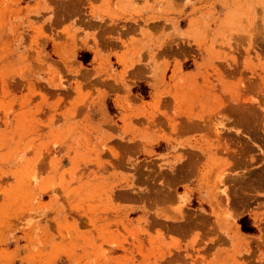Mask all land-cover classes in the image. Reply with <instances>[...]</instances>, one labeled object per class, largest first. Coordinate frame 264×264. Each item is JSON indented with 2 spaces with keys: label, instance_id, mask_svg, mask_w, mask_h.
Here are the masks:
<instances>
[{
  "label": "rangeland",
  "instance_id": "374dc122",
  "mask_svg": "<svg viewBox=\"0 0 264 264\" xmlns=\"http://www.w3.org/2000/svg\"><path fill=\"white\" fill-rule=\"evenodd\" d=\"M163 3L0 0V264H264V0Z\"/></svg>",
  "mask_w": 264,
  "mask_h": 264
},
{
  "label": "crops",
  "instance_id": "0c3cea01",
  "mask_svg": "<svg viewBox=\"0 0 264 264\" xmlns=\"http://www.w3.org/2000/svg\"><path fill=\"white\" fill-rule=\"evenodd\" d=\"M89 3L87 9V15L90 17V27L94 30L100 28V33H105L103 28L107 25L109 29L115 28L116 26L125 27L124 33L130 32H143L146 28H157L161 27L162 20L165 21L168 18L173 17L170 13H161L156 11L155 6L157 3L166 0H86ZM172 0H167L171 2ZM179 5H182L184 0H175ZM93 4H95L97 11L93 15ZM167 9V6H164ZM105 10L109 12H115L120 18L111 17L106 14ZM125 11V12H122ZM95 12V11H94ZM183 20L182 17H180ZM133 23H131V22ZM117 28V27H116ZM117 31L116 29H112ZM111 32V31H110ZM120 41L118 38L114 40ZM109 47V46H107ZM125 49V48H124ZM93 53L96 55L94 49ZM253 218L252 216H250Z\"/></svg>",
  "mask_w": 264,
  "mask_h": 264
},
{
  "label": "trees",
  "instance_id": "16d2710c",
  "mask_svg": "<svg viewBox=\"0 0 264 264\" xmlns=\"http://www.w3.org/2000/svg\"><path fill=\"white\" fill-rule=\"evenodd\" d=\"M248 220L247 217L241 219L242 230L246 233H255L256 229L247 224Z\"/></svg>",
  "mask_w": 264,
  "mask_h": 264
}]
</instances>
